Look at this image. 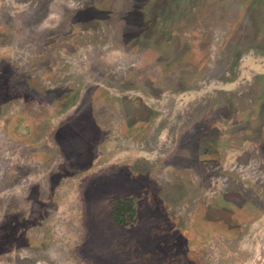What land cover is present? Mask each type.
<instances>
[{"label":"rangeland","instance_id":"374dc122","mask_svg":"<svg viewBox=\"0 0 264 264\" xmlns=\"http://www.w3.org/2000/svg\"><path fill=\"white\" fill-rule=\"evenodd\" d=\"M0 264H264V0H0Z\"/></svg>","mask_w":264,"mask_h":264}]
</instances>
